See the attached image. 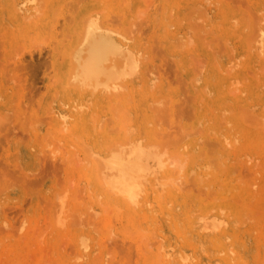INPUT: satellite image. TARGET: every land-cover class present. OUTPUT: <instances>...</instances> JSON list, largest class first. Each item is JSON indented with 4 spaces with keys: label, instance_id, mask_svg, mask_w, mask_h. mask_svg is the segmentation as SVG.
Here are the masks:
<instances>
[{
    "label": "rangeland",
    "instance_id": "1",
    "mask_svg": "<svg viewBox=\"0 0 264 264\" xmlns=\"http://www.w3.org/2000/svg\"><path fill=\"white\" fill-rule=\"evenodd\" d=\"M9 1L0 0V264H86V262L87 264H162L159 257L157 260L154 259V253H158L163 244L178 247L179 244H185L192 238L195 239L196 246L203 241L205 244L203 246L206 248V238L195 232L197 228L193 226L194 222H189L186 212L189 210L195 212L196 208L197 210L212 209L214 206L212 210L215 212L217 210V214L220 212L217 217L219 216L222 221L226 220L225 232L217 236L214 249L210 246V252L206 254L204 250L198 259L185 264H264V117H262L264 116V57H262L264 51H261L264 50V43L261 44L259 53L256 51L258 55L262 52L258 58L257 53L255 54L250 48L251 43H247L250 41L245 39L247 37L245 35L248 34L249 37L251 33L249 39L255 37L258 34V27L264 25L262 21L256 20V18L261 20L264 16V0H217V2L210 0L212 3L210 5H207L209 0H36L35 2L21 0L17 6L14 5L15 8L9 6V3L13 4L12 0ZM201 3H204L203 7ZM33 4L38 9V12H34L37 13L33 14L34 16H24L28 14L17 9L18 6L23 5L22 7L25 8L26 5L29 7ZM213 5L217 8L213 9ZM192 7L197 10L206 8V10L203 12L201 10L199 13L194 10L198 15L194 11V14L191 13L192 11L187 13ZM83 10H95L100 19L108 17V20H104L108 21L113 30L117 29L114 30L116 33L124 28L119 33L126 38L128 44L136 51L141 53L145 51L144 55H147V58H144L143 53H139L145 60L141 59L143 61L148 59L147 64L156 65L157 71L145 73L143 81L138 82L139 85L134 87L133 93L137 102L141 100L139 108L141 107L140 111L143 110V113L141 112L143 117L151 115V119L157 123L167 116L166 112L169 115L168 118H163L161 121L163 123L160 125L159 122L155 124L156 126L151 124L154 125L152 126L154 130L157 131L161 128V124L162 126L164 124L163 131L165 128L166 131H172L174 124L170 122L173 120L178 122L175 123L176 125L181 122L195 128L203 123L201 129L198 127L199 130L197 128V131L195 129L194 132L192 131L193 135L191 133L189 136L182 135L184 137L180 142L177 140V146L194 149L197 152L199 148L204 147L201 145L202 141L211 139L208 142L218 143V146L214 144L215 147L209 149L207 155L202 154L201 159L199 158V161L208 163L202 162L203 168H201L204 172L201 176L204 177L205 183L197 187L199 184L194 185L191 183L193 179L190 180V186L184 188L182 197L178 200L175 198L173 202L178 206L176 211L163 213L161 208L155 205L151 210L147 209L134 215L123 214L118 208L116 211L119 212L113 211L115 207L111 210L107 203L102 207L96 204L95 209L92 207L95 203L94 195L88 191L84 180L90 164L88 166L87 163L86 166V161L81 159L83 156L81 154H85L82 149L83 142L95 132L91 125L100 126V118L106 115L112 100L109 98L108 100L111 101L109 102L104 100L107 96L94 93L90 96L89 93H72L69 86L67 89L63 82L66 58L63 56L62 59V54L67 49L66 55L73 44L72 34L78 27V17ZM14 11H18L17 14ZM138 12L142 14L140 13L141 17L138 16L140 18L136 19ZM203 13H207V17L203 16ZM21 15L25 17L24 20ZM199 15L200 17H196ZM56 16L60 19L57 20ZM236 18L239 24L234 23ZM122 19L128 23H123ZM254 20L260 24L255 23ZM235 24L237 26H233ZM243 24H246L245 29ZM230 27L233 28L231 31ZM128 28L130 30L127 31ZM70 35L73 37L71 41ZM243 40L247 41L246 45ZM67 42H71V46ZM258 67L261 68L256 69ZM188 78L194 81L196 88H193L195 91L197 89L194 93L198 92L197 94L201 95L200 101L197 102L199 104L195 108L186 104L183 99L185 96H190L188 91L192 85H189ZM198 87L200 91L205 90L206 96L199 92ZM146 88L153 91L149 92ZM157 93L160 94L158 99L160 96L162 99L166 98L165 100L168 98L167 109L175 102L172 104L175 107L174 118L170 117V110L166 108L163 110L164 116L162 112L159 113L162 109L158 111V108V113L152 109L155 113L153 118L150 108L144 110L145 102L155 104L153 101L157 100ZM83 98H87L90 104L88 111L74 113L72 117L68 111L69 105ZM252 105L255 107L253 108ZM205 109L207 117L203 113ZM56 111L58 113L54 116ZM59 112L70 117L65 116V120L63 114L60 115ZM93 112L96 117L98 116L97 121L94 120ZM156 113L162 114V118ZM200 114L204 115L200 116ZM88 116L91 118L93 116L94 118L90 119L95 123L91 122ZM61 117L65 120L63 123L68 124H66L67 130H61L60 125H57V123L62 124ZM107 121L101 123L99 129H105L100 132L97 129L98 133H95L97 136L102 134L107 137L115 136L116 132H109L111 129L109 127L117 123L113 120L111 122V119H109L110 124ZM107 124L110 126L107 127ZM202 128L210 136L201 132ZM162 129L159 132H163ZM213 131L214 133L218 131L219 134L215 136L213 133L216 141L210 138ZM200 133L203 139L200 138ZM217 136L220 141L223 140L222 145L217 140ZM78 138L83 140H81L83 145L78 143ZM225 141L228 147L224 144ZM78 145L82 147L79 149ZM248 156L251 161L247 160L250 159ZM75 158L76 160L78 158V162ZM82 184H85L86 188ZM205 184L207 188H202ZM80 185L84 187L81 192H79ZM73 189L79 192L78 195ZM72 192L76 198L78 196L74 202L68 200L69 196L73 197ZM51 193L55 195L56 200L64 194L65 207L58 209L60 206L55 203L53 204L57 210L54 209V205L49 207L51 203L47 201ZM104 207L107 211L102 210ZM63 209L65 212L62 211ZM85 209L87 211L92 209L98 214L96 212V215L93 214L94 211L91 210L87 213H92L93 216L88 217L89 214L86 215ZM56 211L61 215L59 216ZM56 217L64 219L62 225L56 223L58 229L54 224ZM190 218L193 219V215ZM81 234H87L92 238H88L92 244L91 250L80 252L76 248L75 239ZM157 242H160V245ZM209 245L213 244L209 242ZM225 247L228 252L230 251L229 253ZM189 250L192 251L187 248V254H192Z\"/></svg>",
    "mask_w": 264,
    "mask_h": 264
},
{
    "label": "bare ground",
    "instance_id": "2",
    "mask_svg": "<svg viewBox=\"0 0 264 264\" xmlns=\"http://www.w3.org/2000/svg\"><path fill=\"white\" fill-rule=\"evenodd\" d=\"M20 1L21 0H12L13 4L9 3V6H11V7H14V5L17 6ZM28 1L35 2L36 0H27V2ZM205 1H207V0H205ZM213 1L217 2V0H213ZM250 1H252V0H250ZM9 2H11V0ZM196 2H198V1H196ZM200 2H203V1H200ZM196 4L199 5V3H196ZM203 4L201 3L200 5L203 7ZM210 4H212V3H210V0H209L207 5H210ZM216 4L217 3H215V5ZM174 6H177V5H174ZM21 7L18 6L17 9L18 10L21 9V10H23L24 13L28 14V15H24V16H29L30 17L33 14H37V13H34L35 11L38 12V9H37V7L34 4H33V6L29 5V7L26 5L25 8L24 7L21 8ZM204 7H205V5H204ZM14 8H13V10H14ZM193 8L194 7H192L191 9H193ZM210 8H212V7H210ZM214 8H217V6L214 7V5H213V9ZM164 9H166V7ZM191 9L187 10V13L188 12L190 13L191 11H192L191 13H193L194 10H197L195 8L193 10H191ZM13 10H11V11H13ZM31 10H33V12H31ZM204 10H206V8L205 9L200 8V10H197V12L198 13L200 11L203 12ZM215 10H217V9H215ZM14 12L16 13L18 11H14ZM102 13L105 14L104 12H102ZM140 13L141 12H138L139 15H137L136 19H139L141 17ZM258 13H259V11H258ZM162 14H164V13H162ZM206 14L207 13H205L203 16H205ZM167 15H168V13H167ZM182 15H184V13ZM185 15H187V14H185ZM259 15H260V13H259ZM24 16L21 15V17H23L22 18L23 20L25 18ZM138 16H140V17H138ZM175 16H177V15H175ZM21 17H19V18H21ZM29 17H27V18H29ZM38 17H39V15H37V18ZM168 17H169V15H168ZM177 17L180 18V16H177ZM185 17H187V16H185ZM196 17H200V15L196 16ZM206 17H207V15H206ZM56 18H57V16H56ZM133 18H135L134 15H133ZM58 19H60V18H57V20ZM104 19L108 20V17H106ZM104 19H100V16H98V13L95 12V10H83L81 15L78 17L79 24L77 23L78 27L75 26V27H77L76 31L75 32L73 31V34L71 33L74 38L72 37V35H70L71 39L69 38L70 41L73 38L72 46H71V42L70 43L67 42V44L69 46H71V48L68 49V52H66V55H65V51L67 49L65 50V48H64L63 49V50H65L64 52L62 50V52L64 53V54H62V57L65 56V58H66V61H64V62H66V64H65L66 65V71L63 73L64 76L62 77L63 78V82L66 85V87L69 86V89L71 90L72 93H79V94L89 93V96H90V94L92 95L94 93V94H97V95L107 96V98L105 97L104 100H108L110 98L112 100V103H109V102H111V101H109L110 99L108 100L110 109H109V106L107 105L108 103L105 104V105L108 106L109 110L108 111L106 110L107 111L106 115L102 114V116L104 115V117L100 116L101 117V118L99 117L100 121L99 120L98 121H99L100 126H102L101 125L102 122L106 123L107 120H108L107 122H109V124H110L109 119H111V122L115 121L117 123V125H115V124L113 125L114 128L112 126V123H111L112 127H109L110 125L107 124L108 125L107 127L111 128L109 130V132L110 131L116 132L115 136L112 135L110 137V135H109V137H107L104 134H102L101 136H97L95 133H98L97 129H99L100 126L97 125L98 124V122H97V124H96L97 126L93 127L91 125V122H94V121H92L91 119H93L95 117L94 120H96L98 116L96 117L94 112H93V114L95 115V116L93 115L94 117L92 116V118H91L90 117L91 116L90 113H89L90 116H88L89 119L91 118L90 119L91 122H89V123H90L91 128L93 129V131H95L94 132L95 135L92 134V136L88 140L83 142L84 143V147L82 149L84 150L85 154H81V153L80 154L83 155V156H81L82 157L81 159L86 161V166H87V163H88V166L90 164V167L87 170V173H85V179L84 180L87 183L88 191L92 195H94V202L95 203L92 205V207L95 209L94 206L96 204H98L99 206L101 205L100 207H102V205L107 203L108 207L110 206L109 208H111V210H112V207H115L114 208L115 210H113V211H116V208H118L119 211L122 212L123 214L124 213H133L134 215H138V214H140L141 212H143L144 210H147V209L151 210V209L155 208L154 207L155 205H158L161 208V211L163 213L164 212L165 213L172 212V210L176 211L175 209L178 206H176V204H173V202L176 199L178 200V199H180L182 197V192L184 191L185 187H188V185L190 184V180L193 179L195 181V182H192L193 180L191 181V183H194V185H195V183L200 185V186L198 185L197 187H201L202 183H205L204 177L201 176L202 174H204L203 169H201V168H203L202 167L203 166L202 162H204V161H202V162L199 161V158H200V155H202V154L207 155V153L209 152V149L211 148V150H212L215 147L214 146L215 143L208 142V141H211V139L210 140H206V141H202L201 145H204V147L203 148L201 147V149L199 148V151H197L198 153L194 149H185V148H180L181 146H179V147L177 146L178 142H180L183 139V137H184L182 135H187L188 134V136H189V133H191L193 135L192 131L194 129L197 131V128L199 127V126L197 127V123L200 124V122H197L198 120H196V122H197L196 123V127L197 128H195L193 126L190 127L189 125L181 124V122H179V124L176 125L178 122H173L174 121L173 120L172 122H170V123L174 124V125H172V129H173L172 131H166V128L163 131L162 127H165L164 124H163V126L161 124V126H160L161 128L158 126L160 129L157 128L158 129L157 131H156V129L155 130L153 129L152 126L157 124L159 121L157 123H154L155 121L153 119H151V115H148V117H143L141 115V112L143 113V110L140 111L141 107L139 108V106L141 104L140 103L141 100H138V102H137L135 100V98H134V94L133 93H134V87L139 85L138 82L139 81L140 82L143 81L142 79H143L145 73L147 74V72H149V74H150L153 71H157L156 65L155 64H154L155 66L152 65L153 63L151 65L147 64L148 59H146V61L142 60L144 58H147L146 57L147 55H144L145 51L142 52L143 56H144V58H143L139 54V53H141L140 51H138V50L136 51V49L134 50L128 44V42L126 41V38H123V36L119 33V32H122L124 28L123 29L121 28L122 30L121 31L118 30V33H116L115 31H117V29L116 30L114 29L115 30L114 31L113 28H111L112 26H110L107 23L108 21H106ZM130 19H132V18H130ZM157 19H158V17H157ZM157 19H156V21H157ZM176 19H178V18H176ZM229 19L231 20V18H229ZM232 19H234V18H232ZM259 19L256 18V20H258L259 22L262 21V23H264V16L261 17V20H259ZM30 20H31V18H30ZM31 21H33V20H31ZM237 21L239 22V20L237 18H236L235 22L232 20V22H234V23H238ZM258 21L254 20L255 23L257 22V24H260V23H258ZM122 22L123 23H125V22L128 23V21L124 22L123 19H122ZM251 22L254 24L253 21H251ZM54 23H55V21H54ZM137 23H134V24H137ZM158 23H159V21H158ZM165 23H166V21H165ZM253 24H251V25H253ZM243 25H244V29H245V27H246L245 25L246 24H243ZM123 26H125V25H123ZM233 26H237V25L235 24ZM233 26H231V27H233ZM132 27H133V25H132ZM223 27H225V26H223ZM231 27L229 29L230 31H231V29L234 28V27L233 28H231ZM247 27H248V25H247ZM251 29H253V28H251ZM128 30H130V28H128L127 31ZM242 30H243V28H241V31ZM251 31H254V30H251ZM237 32L238 31H236V33ZM248 32H246V33H248ZM255 32L256 31H254V33ZM132 33H133V31H132ZM249 33H251V32H249ZM238 34H239V32H238ZM130 35H132V34H130ZM244 35H243V37H244ZM250 36H252V33L249 34V37ZM245 37H246L245 39H247V41H250V42H247V41L246 42L247 43H251L250 44V48L253 51H255L254 53L256 54L258 52V50H260L261 44L264 43V25L258 27V34L255 37L249 39L248 34L245 35ZM243 42L245 43V45L247 44L244 40H243ZM64 43H65V41H64ZM63 47H64V45H63ZM60 48L61 47H59V49ZM250 48L247 47V50L250 49ZM245 51H246V49H245ZM248 51L251 52V50H248ZM261 51H264V50H261ZM258 53L256 55L259 58L261 56L260 54L262 52L259 54L260 56L258 55ZM262 57H264V56H262ZM62 59H64V57ZM64 62H63V64H64ZM256 64H258V61L256 62ZM185 66H187V65H185ZM260 68L258 67L256 69H260ZM258 74H260V73H258ZM192 76H194L193 73H192ZM147 77H148V75H147ZM184 77H185V75H184ZM190 78H188L189 79V80H187L188 82L190 81ZM184 79H186V77ZM189 85H192L191 89L188 91L190 93V96H188L189 94H187L188 97L185 96L183 99H184V102L186 104H188L189 106L195 108V106L197 104H199L197 102L200 99L199 97L201 95L199 96L198 92H197L198 94L194 93V92L197 91V89L195 91L194 88H196V87H195V84H194L193 80H191L189 82ZM226 86H228V85H226ZM229 86H231V85H229ZM205 87H207V86L205 85ZM149 88L148 89L146 88L149 92L153 91V90L150 91ZM199 88L200 87H198V90H199ZM67 89H68V87H67ZM142 90L144 91V89H142ZM232 90L234 92V89L231 88V91ZM204 91L205 90H202V91L199 90V92H201V94L206 96ZM226 91H227V87H226ZM228 91H230V89ZM139 93H141V92H139ZM207 94H209V93H207ZM142 95H143V93H142ZM142 95H140V96H142ZM159 95L160 94H158L157 96L155 95L156 99H157V100L153 101L155 104H153V103L151 104L150 102L147 101L148 103L153 105L152 108H151L150 104L148 105L147 102H145L146 104H145V109L144 110L147 111L150 108V110H151L150 113L152 114V118H153V113L155 111L158 113V111H160L162 109V111H160L159 113L162 112L163 116L166 114L167 116H165L163 118H166V117L168 118L169 115L167 114V112L165 114H164L165 111L163 112V110L166 108V106H168V104L166 102L168 100V98H167V100H165L166 96L164 97L165 99H162V97L160 96V99H161L160 100V99H158ZM163 96H164V94H163ZM99 97L101 98V96H99ZM88 98H89L88 101L90 102V97H88ZM150 99H148V100H150ZM164 100H165L167 105L165 104V102H163ZM88 101H87V98H83V99H80V100L76 101L75 103H71L69 105V108H68V111L70 112V115H72V117H73L74 113L79 114V113H84V112L88 111V109L90 107L89 106L90 104H89ZM184 102L182 100V103H184ZM168 103H170V102H168ZM174 103H172V104H174ZM142 104H144V103L142 102ZM172 104L169 105L170 108L168 107V109L167 108L166 109L170 110V113L169 112L168 113L170 114V117L173 116V118H174L175 113H173V111H174L175 107H173ZM95 107H96V105H95ZM95 107H94V109H95ZM198 107H199V105H198ZM254 107L255 106H253V108ZM158 108H159V110L157 111ZM152 109H154L153 110L154 112L152 111ZM215 109H219V108H215ZM225 109L227 110V108H225ZM219 110H218V112H219ZM222 110L223 109H221V111ZM146 111L144 112V114L146 113ZM249 111L250 112L252 111L251 108H250ZM56 113H58V112L56 111L54 113V116L57 115ZM66 113L68 114V112H66ZM157 113H156V115H157ZM203 113L204 114L206 113V109H205V112H203ZM59 114H60V112H59ZM62 114H60V115H62L64 117L67 116L66 114L64 115V113H62ZM204 114H200V116L201 115L203 116ZM60 115L58 117L59 120H60ZM159 115H161V117H159V118H162V114H158L157 116H159ZM205 116H206V114H205ZM262 117H264V116H262ZM163 118L161 119V121L163 120ZM199 118H201V117H199ZM213 118H214V116H213ZM62 119H63V121H62ZM260 119H262V118H260ZM65 120H66V117H65ZM65 120H64V118L61 117L60 123H62L64 127L61 126L62 124H58L57 123L58 126L60 125V129L61 130H63V129L67 130V128H68V126H66L67 122H65L66 124L63 123ZM208 120H209L210 124H212L211 120L210 119H208ZM208 120H206L207 124H208ZM161 121L159 122L158 125H160V123H163ZM214 121H215V119H214ZM151 124H154V125H151ZM201 124L202 125L200 127L203 126V123H201ZM208 126H210V125L208 124ZM199 128H198V130H199ZM103 129H105V128H103ZM103 129H99V132L101 130H103ZM161 129H162L163 132H159V130H161ZM204 129H205V127H204ZM202 130H203V128H202ZM93 131H92V133H93ZM207 131H208V129H207ZM109 132L107 131V133H109ZM114 132H112V133H114ZM201 132H204L206 135H208L205 130H203ZM195 133H197V132H195ZM198 133H199V131H198ZM204 133H203V135H205ZM213 133H214V131L212 132V134H211L212 136L210 138H212V140L216 141L215 136L218 134V131L214 133V135L216 134L215 136H213ZM72 135H74V134L72 133ZM84 135L86 136V134H84ZM194 135H196V134H194ZM199 135H200V138H201V133ZM179 136H181L180 139H179ZM208 136H210V135H208ZM218 136H219V134H218ZM204 138L207 139L208 137H204ZM84 139H85V137H84ZM201 139H203V138H201ZM201 139H200V141H201ZM78 140L80 141V142L78 141V143H80V145H81L82 144L81 143L82 139L80 140L78 138ZM177 140H179V141L177 142ZM217 140L219 141L220 145L223 144V142H222L223 140L220 141L219 137H218ZM199 142H198V144L200 145ZM227 143H228V141H227ZM224 144H226V141L224 142ZM233 144L234 143L232 142V145ZM215 145L218 146V143L215 144ZM226 146H227V144H226ZM81 147L82 146H79V149ZM200 150L202 152H200ZM80 151L82 153H84L82 150H80ZM246 156H244V157H246ZM248 158H250V157L248 156ZM247 160L251 161L252 159L250 158V159H247ZM75 161L78 162V158H77V160L75 158ZM206 161H207V159H206ZM204 163L208 164L206 162H204ZM79 164L81 165L80 162H79ZM83 165H85V164L83 163ZM208 166L209 165H207V167ZM208 169H210V168L208 167ZM209 176H210V174H209ZM84 180H83V182H84ZM206 184H205V186H202V188H207V185L209 184V182H208L207 185ZM82 185H84V187L86 186L85 184H82ZM82 185H80L81 187L79 188V190H80L79 192H81V190L84 188ZM210 185H211V183H210ZM77 191H78V189H77ZM84 191H85V189H84ZM73 192L77 193V195L79 193V192H75V189H73ZM73 192H72L73 197L71 196L72 197L71 198L69 196L68 200H71V201L74 202L76 199H78V196L76 198V195H74ZM55 194H58V193H55ZM63 195L60 196V197H57V200H58V202H57V200L55 199L56 197H54L55 195L51 193L50 197L48 196L49 197L48 198L49 201H47V202L51 203L50 205L48 204L49 207L51 205H54L53 207H54V209L56 208V210H57V207L55 206V204L56 205L59 204L60 208H58V209H62L63 207H65V205H64V201L65 200L63 199ZM72 199H74V200H72ZM200 202H201V200H200ZM53 203H55V204H53ZM196 207H198V206H196ZM199 207H200V205H199ZM88 208H89V206H88ZM192 208H193V206H192ZM208 208H210V206ZM214 208H215V206L212 209H214ZM87 209H85V210H86V215L89 214L88 217L91 216L92 213L94 214L96 212V211L91 209L94 212H92L90 214V213H87V212H90L91 210L87 211ZM103 209L105 211H107L106 207L102 208V210ZM199 209H198L199 210L198 211L197 208H196V210H194L195 212H191L190 210L188 212H186L187 215H188L187 219L189 220V222H194L193 226L195 225V227L197 228V230H195V232L199 236H204L206 238L205 239L206 248L203 246V244H204L203 241H202V243H199V245L196 246L195 239L191 238L189 240V242H187L185 244H179L178 247L175 246V245H172V244H168L167 246H165L163 244L162 247L163 246L164 247L163 248L160 247L161 249L158 247L160 249L159 252L158 253H154L155 254L154 255V257H155L154 259L157 260V259L160 258L161 259V263L162 262L163 263L167 262L169 264H173V263H175V264H185V262L186 263L187 262L192 263L193 260H196V259H198L200 257V254L204 253L203 252L204 250H205L206 254L208 252H210V250H211V249H209L210 246H212L213 249H214V244H215V241L217 240V236H219L221 233L225 232L224 224H227V223H225L226 220H223L224 221L223 222L222 220H220L221 218L219 216L217 217V215L220 213L219 212L217 214L216 213L217 210L215 212L211 208L210 209L206 208L207 210L206 209L204 210V208H203V210H202V208H199ZM62 211H64V209ZM119 211L117 210L116 212H119ZM56 212L59 215V212L58 211H56ZM83 212L85 213V211H83ZM96 213H95V215H96ZM191 213H193V214H191ZM60 215H61V213H60ZM192 215H193V219L190 218ZM224 216H225V214H224ZM63 217H56V221H55L54 224L56 225V223H57V225H60L61 223H63V220H64ZM218 219L221 222L218 221ZM228 219H229V217H228ZM57 225H56V229H58V227H59V226L57 227ZM143 230H140V231L143 232ZM132 233H130V234H132ZM144 234H142V235H144ZM120 236H121V233H120ZM144 236H146V235H144ZM147 237H148V235L146 236V238ZM152 237H154V234H153ZM88 238H91V237L89 235H87V234H81L78 238L75 239V246L80 252H82L84 250L87 251V250H91L92 249V244H91L90 241H88ZM120 238H123V237H120ZM117 239H118V237H117ZM140 239H142V238H140ZM143 239H145V238H143ZM159 239L160 238H158V240ZM130 242L131 241H129V243ZM137 242H136V245H137ZM148 242H146V243H148ZM160 242H157V243L160 245ZM209 242L211 244H213V245H209ZM157 243H156V246H157ZM130 244L132 245V242ZM133 244H135V243L133 242ZM144 244H145V242H144ZM138 245H140V243ZM151 245H152V242H151ZM151 245H148V246H151ZM217 247H218V245H217ZM187 248L192 249V251L189 250V251L192 252V254H187V252H186ZM230 248H231V245H230ZM225 250L227 251L226 247H225ZM95 254H96V252H95ZM95 254H93V255H95ZM79 255L81 256V253H79ZM223 255L225 256V254H223ZM80 260H82V259H80ZM203 260H204V258H203ZM92 262H94V261L92 260ZM231 262H233V261H230V263ZM70 264H73V263H70ZM86 264H87V262H86Z\"/></svg>",
    "mask_w": 264,
    "mask_h": 264
}]
</instances>
